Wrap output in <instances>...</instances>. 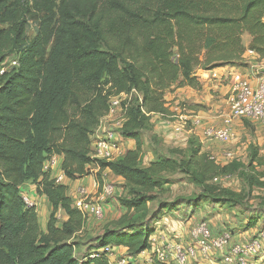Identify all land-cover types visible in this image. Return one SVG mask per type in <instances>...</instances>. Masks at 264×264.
<instances>
[{
	"label": "trees",
	"instance_id": "trees-1",
	"mask_svg": "<svg viewBox=\"0 0 264 264\" xmlns=\"http://www.w3.org/2000/svg\"><path fill=\"white\" fill-rule=\"evenodd\" d=\"M30 15L38 26L27 43ZM4 25L0 64L15 59L17 66L0 76V264H110L97 253L108 245L132 256L151 249L153 219L170 209L156 202L166 184L161 175L190 172L187 161L170 157L141 168L139 132L151 115L166 113L163 94L171 86H199L197 69L242 65L244 34L248 50L264 60V0H0ZM131 91L120 133L135 147L116 161L96 162L100 174L108 170L123 180L117 200L123 212L94 241L97 254L79 259L86 215L43 164L56 155L67 180L87 175L89 137L108 97ZM207 159H199L198 182L231 172L230 164L218 168ZM27 183L50 207L43 232L35 206L23 199ZM60 211L64 221L56 218Z\"/></svg>",
	"mask_w": 264,
	"mask_h": 264
},
{
	"label": "rangeland",
	"instance_id": "rangeland-1",
	"mask_svg": "<svg viewBox=\"0 0 264 264\" xmlns=\"http://www.w3.org/2000/svg\"><path fill=\"white\" fill-rule=\"evenodd\" d=\"M22 17L23 10L21 9L17 12L16 18L21 19ZM26 19L25 37L28 43L36 33L38 21L34 15L26 16ZM0 27L6 28L7 26ZM245 49L248 48L245 47ZM173 53V60H176L177 51L174 49ZM234 66H238L243 73L249 69L245 59L242 65ZM198 70L201 69L196 71ZM259 70L262 71L259 72ZM257 72L258 74L254 73L255 77L263 73L264 68L258 69ZM198 84L196 88L184 86L178 92V85L171 86L163 94V102L166 105L164 107L168 108L166 113L151 115L147 126L139 132L141 148L138 162L141 168L147 167L158 157H170L177 158L178 161H187L189 164L187 169L190 172L187 175L178 172L161 175V179L166 184L156 202H159L160 207L169 206L170 209L153 219L158 233H163L165 230L163 239L158 235L154 237L153 250L164 249L166 242L176 244L181 241L183 246L191 244L192 232L197 229L200 222L207 225L213 238H219L223 234L228 237L226 240L228 245L224 246L222 252L212 250L211 258L196 257L195 260H189L186 264H192L200 259L216 261L215 258H219L220 254L224 253L221 255L222 260L223 256H227L228 251L226 250H229L232 244H247L256 238L257 233L264 232V215L262 214L264 211V121L233 120L232 130L235 139L228 143H220L207 138L204 132L208 128H219L228 116V95L226 93L224 95L223 93L212 94V91L208 93L201 89L200 82ZM186 91H189V94ZM178 97L180 99H177ZM133 98L134 96L131 95L130 100ZM178 116L187 118L181 132L172 129V124L178 121ZM195 120L199 121L197 125L193 124ZM116 139L123 153L135 147L134 141L124 138L120 132H117ZM227 153L232 155L231 160L224 157ZM203 154L208 156L214 167L219 168L230 164L231 172L218 173L212 179L198 182L195 178L201 171L198 162ZM92 165L87 167V175L78 178L80 180L75 179L78 180V186L75 185L76 188L74 187L72 193L68 184L70 185L75 180L65 178L64 181L68 188L67 195L71 193L73 197L80 186L91 194L89 201L93 203L105 188L110 190V194L104 196V200L100 202L103 206L102 217L100 219L90 215L86 217L85 228L77 238L79 245L75 250V256L79 259L93 254L90 250L93 249L92 245L96 238L100 237L105 227L116 221L123 212L117 202L120 196L115 194L117 192L115 188L119 186L115 185L116 182L112 176L109 178L110 173L103 176L98 172L96 164ZM217 172L218 170L215 173ZM92 179L95 186L92 184ZM87 181H91L89 185L85 184ZM22 191L30 202H33L36 195L35 208L38 212L39 228L43 232L45 229V215L43 214L48 212V202L35 192L29 193L23 186ZM174 205H176L175 210H172ZM59 216L63 217L62 213L56 216L61 220ZM123 255L124 250H116V257L113 261L122 258ZM249 258L251 260L248 264H264V242L257 254L247 259ZM171 261L169 259L170 263Z\"/></svg>",
	"mask_w": 264,
	"mask_h": 264
},
{
	"label": "built area",
	"instance_id": "built-area-1",
	"mask_svg": "<svg viewBox=\"0 0 264 264\" xmlns=\"http://www.w3.org/2000/svg\"><path fill=\"white\" fill-rule=\"evenodd\" d=\"M248 55H255L248 50ZM17 66L15 59H7L0 64V76L8 67ZM231 80L228 116L223 120L222 125L215 128H208L204 135L212 140L220 143H228L235 139L232 122L233 120H248L252 122L264 121V72L259 74L254 80V84L245 79L239 73L229 75ZM135 95L134 91L129 93H119L108 97L107 112L101 117L98 126L90 135L89 158L92 164L96 162L116 161L123 156V151L120 149L116 139L117 132H120L125 121L126 113L130 105V97ZM140 100V96L138 95ZM186 117L178 116L177 122L172 124V129L176 132H181L185 125ZM199 123L198 120L193 122L194 125ZM226 159H232V155L227 153L224 155ZM61 157L56 155L49 156L43 164V171L50 175V178L57 185H65V174L60 166ZM99 170V168H97ZM110 194L109 188H105L104 192L97 196L93 202L89 201L91 194L79 187L72 198V207L80 211L82 214L100 219L103 215V206L100 204L104 200V196ZM24 202L28 206H35V202H30L23 195ZM192 243L186 246L181 244V241L176 244H164V249H151L138 254L137 256L129 255L124 250L122 258L113 261L116 250L120 247L108 245L105 248L98 250L97 253H105L110 264H186L189 260H195L196 257H210L212 250L222 252L227 244L228 237L225 234L219 238H212L206 224H201L192 232ZM264 242V232L257 233L256 238L247 244L233 245L227 256H223V264H248V257L255 256L260 250ZM91 258L97 253L92 252ZM171 259V263L169 262Z\"/></svg>",
	"mask_w": 264,
	"mask_h": 264
},
{
	"label": "crops",
	"instance_id": "crops-1",
	"mask_svg": "<svg viewBox=\"0 0 264 264\" xmlns=\"http://www.w3.org/2000/svg\"><path fill=\"white\" fill-rule=\"evenodd\" d=\"M242 42H243V45L246 47V48H248V45H249V43H250V37L247 35V34H245L243 37H242ZM244 59L246 60V62H247V64L249 65V69H246L245 71H244V73L243 72H241V70L239 69V67L238 66H223V67H216V68H214V69H212V70H209V71H203V70H198V71H196V78H197V81L198 82H200L201 83V85H202V88L201 89H203V91H206V92H211L212 91V94H215V93H223L222 95H224L225 93H226V95H228V98H229V96H230V90H231V80H230V78H229V75L230 74H232V73H239V74H241L245 79H247V80H249V82L250 83H252V84H254V80H255V75H254V73L255 74H258V69H261V68H264V60H261V61H259L258 60V57L256 56V55H248V49L246 50V52H245V54H244ZM238 69V70H237ZM240 70V71H239ZM262 71V70H261ZM260 70H259V72H261ZM178 83H176V85H177ZM180 89H182V87H178L177 88V92L180 90ZM188 94H189V91H186ZM221 95V96H222ZM211 96V95H210ZM181 97V96H180ZM180 97H178L177 99H180ZM182 99H184L183 97H182ZM164 106L166 107V105L164 104ZM167 110H168V108H166ZM217 109H218V107H217ZM215 113H216V110L214 111ZM189 117H191V116H189ZM156 118H158V117H156ZM196 118V117H195ZM214 118H216V117H214ZM187 119V118H186ZM95 172V171H94ZM110 173V177L109 178H111V176H112V178L114 179V181L116 182V184L115 185H118L119 186V188H115V190L117 191V192H115V194H117L118 196H121L122 195V192H123V180L120 178V177H118V176H116V175H114V174H112L111 172H109L108 170H104L101 174L103 175V176H107L108 174ZM94 179V178H93ZM92 179V184L95 186V184H94V180ZM78 180H80V179H78ZM78 180H75V181H73V182H71V184L69 185L68 184V187L70 186V188H71V193H72V191L74 190V187H75V185L76 186H78ZM91 181H87L85 184L86 185H89V183H90ZM108 182H110L111 183V181H108ZM100 183V182H99ZM91 184V185H92ZM26 185L28 186L27 188H26ZM66 185V184H65ZM79 185H80V182H79ZM111 185V184H110ZM67 186V185H66ZM93 186V187H94ZM23 187L25 188V189H27V191L29 192V193H31V194H33V192H35V190H33V188H35V185H28V184H24L23 185ZM80 187V186H79ZM76 188V187H75ZM93 192V191H92ZM71 193H69V195L68 196H72V194ZM43 197V196H42ZM44 198V197H43ZM45 199V198H44ZM36 195H35V197H34V200H33V202H36ZM46 201V200H45ZM47 202V201H46ZM107 208V207H106ZM37 211V210H36ZM49 212H50V208H49V205H48V212H46L45 214H43V216L45 217V224H46V218L48 217V215H49ZM38 213V212H37ZM59 213H62V215H63V217H61V216H59L60 217V219L61 220H65L66 218H65V216H64V214H63V212H58V214ZM58 214H57V217H58ZM38 215V214H37ZM163 229V228H162ZM164 232H165V230H164ZM163 232V233H164ZM163 233H161V232H157V229H156V231H155V233H154V236H152V239H153V241H155V238L154 237H156V235H158L161 239H163ZM230 249V248H229ZM123 250H125L123 247H120L119 248V250L118 251H123ZM93 252L95 251V249L94 250H92ZM126 251V250H125ZM226 251H229L228 249L226 250ZM220 254V253H219ZM224 253H221L220 254V256H219V258H215L216 259V261H213V260H211V259H200V260H197V261H194L192 264H222V260H221V255H223ZM210 258H211V256H210ZM249 260H251V258H249ZM253 260V259H252Z\"/></svg>",
	"mask_w": 264,
	"mask_h": 264
}]
</instances>
